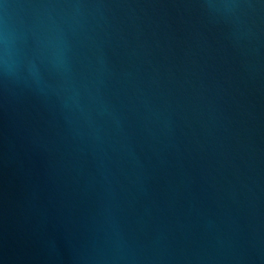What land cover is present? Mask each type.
Segmentation results:
<instances>
[{"label":"water","instance_id":"1","mask_svg":"<svg viewBox=\"0 0 264 264\" xmlns=\"http://www.w3.org/2000/svg\"><path fill=\"white\" fill-rule=\"evenodd\" d=\"M0 264H264V0H0Z\"/></svg>","mask_w":264,"mask_h":264}]
</instances>
